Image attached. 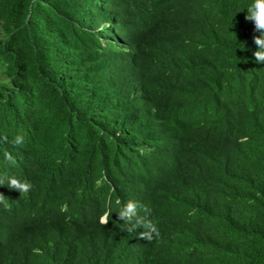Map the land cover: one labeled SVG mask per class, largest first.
<instances>
[{
	"label": "trees",
	"instance_id": "trees-1",
	"mask_svg": "<svg viewBox=\"0 0 264 264\" xmlns=\"http://www.w3.org/2000/svg\"><path fill=\"white\" fill-rule=\"evenodd\" d=\"M248 2L0 0V264H264Z\"/></svg>",
	"mask_w": 264,
	"mask_h": 264
},
{
	"label": "clouds",
	"instance_id": "clouds-1",
	"mask_svg": "<svg viewBox=\"0 0 264 264\" xmlns=\"http://www.w3.org/2000/svg\"><path fill=\"white\" fill-rule=\"evenodd\" d=\"M246 9V19L254 23L256 29H264V0H249V2L243 7L242 10ZM256 43L259 45V50L255 52V57L257 61H264V34L256 37ZM7 70V63L0 67V72ZM0 84L7 85L11 87V80L8 77H5L3 80H0ZM17 143L22 141V136L17 135L15 137ZM5 157L11 159L9 154L5 152ZM105 178L101 176L96 180V185L100 186L102 181ZM0 185H7L10 189H17L21 194H26L32 188V184L27 179L19 178L15 175L7 177V183H5L4 178L0 177ZM0 203H3L4 207H9V204L4 200V197L0 195ZM115 206L117 208V213L119 218L122 220V223L126 225V231H133L138 227H142L145 231L142 233L145 239L151 240L152 234L159 235V228L156 223H153L151 220L143 218L139 213L143 208V205L134 199H128L123 203L119 198L115 200ZM102 222H107L106 217H103ZM37 251H39L37 249Z\"/></svg>",
	"mask_w": 264,
	"mask_h": 264
}]
</instances>
